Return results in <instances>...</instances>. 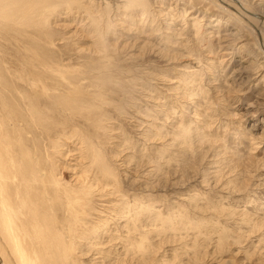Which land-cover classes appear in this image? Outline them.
Returning <instances> with one entry per match:
<instances>
[{"label":"rangeland","instance_id":"1","mask_svg":"<svg viewBox=\"0 0 264 264\" xmlns=\"http://www.w3.org/2000/svg\"><path fill=\"white\" fill-rule=\"evenodd\" d=\"M26 1L1 2L14 10ZM218 1L54 0L46 23L0 21V71L10 76L0 84L20 105H3L0 117L23 126L11 136L23 137L28 162L49 181L41 196L47 188L53 206L29 216L50 215L54 236L65 237L68 261L53 248L51 264H264V0H241L247 14ZM25 98L42 115L36 125ZM81 175L119 194L87 193L73 182ZM62 187L73 195L68 212Z\"/></svg>","mask_w":264,"mask_h":264},{"label":"bare ground","instance_id":"2","mask_svg":"<svg viewBox=\"0 0 264 264\" xmlns=\"http://www.w3.org/2000/svg\"><path fill=\"white\" fill-rule=\"evenodd\" d=\"M2 0H0V21H6L8 24H15V25H19V24H28V22L31 20V17L30 15H32V19L33 18H37L38 20H40L39 22H44L46 23V18H47V15H46V18L44 17V12L45 10L47 9L49 11V6H51L52 4V1L54 0H27V4H23L25 5V7H22L23 5L19 6L18 8L16 9H9L8 7L10 5L13 6V3L11 2V4L9 3V6H7L5 3L1 2ZM16 2H19V1H23V3L25 2V0H15ZM33 1V3H32ZM117 2H119V0H116ZM123 5H125L127 7V5L130 7V5H134V4H141V5H145V2L144 0H120ZM223 0H219L218 2H222ZM225 1H228V2H232L233 4L237 5V7L239 8V10L245 14H247V10L245 9V7H243V4L241 2V0H225ZM254 1H258V0H254ZM105 2V1H104ZM111 2V1H110ZM151 2V1H150ZM248 2V1H247ZM251 2V0H250ZM147 3V2H146ZM257 3V2H256ZM15 4V3H14ZM104 4V3H103ZM109 4V3H107ZM177 4V3H176ZM222 4V3H221ZM228 4V3H227ZM253 4V3H252ZM16 5V4H15ZM14 5V6H15ZM20 5V3L18 4ZM17 5V6H18ZM93 5V4H92ZM119 5V3L117 4V6ZM140 5V6H141ZM260 5V4H258ZM13 6V7H14ZM52 6L55 7V5L52 4ZM72 6H74L72 4ZM91 6V5H90ZM120 6V5H119ZM135 6V5H134ZM139 5H137L138 7ZM153 6V5H152ZM218 6V5H216ZM220 6V5H219ZM225 6V5H224ZM16 7V6H15ZM92 7V6H91ZM105 7V6H104ZM125 7V8H126ZM51 8V7H50ZM53 8V7H52ZM94 9V7H92ZM184 8V7H183ZM41 9V10H39ZM89 9V8H88ZM141 9V8H140ZM39 10V11H38ZM154 10V9H153ZM260 10V9H259ZM192 11V10H191ZM105 12V11H104ZM108 12V11H107ZM119 12V11H118ZM190 12V11H189ZM168 13V12H167ZM262 13V12H261ZM260 13V14H261ZM46 14V12H45ZM48 14V12H47ZM94 14V13H93ZM96 14V13H95ZM264 15V14H263ZM262 15V17H263ZM163 16V15H162ZM238 16H241L243 18V16L241 14H239V11H238ZM101 17V16H99ZM114 17V16H113ZM261 17V16H260ZM45 18V19H44ZM166 18V16H165ZM197 18V17H196ZM196 18H195V21H196ZM245 18V17H244ZM99 19V18H98ZM141 19V18H140ZM139 19V20H140ZM198 19V18H197ZM202 19V18H201ZM213 19V18H212ZM215 19V18H214ZM35 20V19H33ZM131 20V18H130ZM172 20V19H171ZM193 20V18H192ZM191 20V21H192ZM87 21V20H86ZM143 21V20H142ZM194 21V20H193ZM194 21V22H195ZM38 22V23H39ZM99 22V21H98ZM114 22V21H113ZM192 23V24H197V22L195 23ZM225 22V21H224ZM32 23V22H31ZM37 23V24H38ZM85 23V22H84ZM98 24V23H97ZM185 24V23H184ZM42 23L39 25V27H41ZM45 25V24H44ZM44 25L41 27L43 28ZM89 25V24H88ZM200 25V24H199ZM23 26V25H22ZM196 26V25H195ZM92 27V26H91ZM45 28V27H44ZM91 29V28H90ZM94 29V27H93ZM98 29V28H97ZM106 29V28H105ZM68 30V29H67ZM100 30V28H99ZM199 30V29H198ZM196 31V30H195ZM161 32V31H160ZM93 33V32H91ZM99 34V33H98ZM117 35V34H116ZM243 35V34H242ZM155 36V35H154ZM180 36V35H179ZM70 38V37H69ZM160 41V40H159ZM95 44V43H94ZM127 44V43H126ZM258 45V44H257ZM261 45V44H260ZM122 46V45H121ZM228 46V45H227ZM260 47V46H259ZM190 48V47H189ZM228 48V47H227ZM80 49V48H79ZM136 49V48H135ZM261 49V48H260ZM262 50V49H261ZM131 51V50H130ZM244 51V50H243ZM264 51V50H262ZM42 52V51H41ZM167 52V51H166ZM122 53V52H121ZM135 54V52H134ZM149 54V53H148ZM33 55H35L33 53ZM247 55V54H246ZM43 60L44 58L42 56H40ZM139 57V56H138ZM168 57V55L166 56ZM184 57V56H183ZM137 58V57H136ZM171 58V57H170ZM32 59V58H31ZM42 59L38 58L36 61H38L40 63V65L42 66H34V68L36 70H38L40 73L44 74L47 72V70L49 69V65H43L45 61H43ZM19 62V61H18ZM23 63V62H22ZM49 64V63H48ZM23 66V65H22ZM13 67V66H12ZM16 67V66H15ZM14 69V68H13ZM10 70V69H9ZM27 70V68H26ZM109 71V70H108ZM253 71V70H252ZM9 72V71H8ZM28 72V71H27ZM3 73V70L0 71V83L1 82H5L8 78H10L9 74H2ZM19 73V72H18ZM31 73V72H30ZM108 73V72H107ZM110 73V72H109ZM131 73V72H130ZM3 76H2V75ZM29 74V73H28ZM34 74V73H33ZM31 74V76L33 75ZM15 75V74H14ZM26 75V74H25ZM62 75V74H61ZM99 75V74H98ZM17 76V75H15ZM29 75V78L31 77ZM34 76V75H33ZM124 76V75H123ZM17 78V77H15ZM14 78V79H15ZM19 78V77H18ZM22 78L25 79V77L23 76ZM32 79V77L30 78V80ZM36 79V78H35ZM18 80V79H17ZM37 82V80H36ZM44 82V80H43ZM51 82V80H50ZM108 82H109V79H108ZM124 82V81H123ZM21 83V82H19ZM23 83V82H22ZM32 83H33V79H32ZM31 83V84H32ZM54 83V82H53ZM73 83V82H72ZM71 83V85H72ZM91 83V82H90ZM105 83V82H103ZM47 84V82H46ZM75 84V83H73ZM111 84V82H110ZM24 85V84H23ZM55 85V84H54ZM61 85V84H60ZM57 86V84H56ZM6 87V88H4ZM4 87H2V85L0 84V107L1 108H4L3 105H6L7 108L6 110H15L17 111V108H20V105L18 103H16V100L14 98V95L15 93H17L15 90H12L11 89V86L10 85H7L5 84ZM27 87V86H26ZM46 87V86H45ZM44 87V88H45ZM71 87V86H70ZM97 87V86H96ZM134 87V86H133ZM132 87V88H133ZM42 89L43 86L41 87ZM52 88V87H51ZM49 87V89H51ZM103 88V87H102ZM48 89V88H46ZM125 89V88H124ZM130 89V88H129ZM19 90V89H18ZM51 90H54V89H51ZM141 90V89H140ZM93 91V90H92ZM107 91V90H106ZM43 94H45V90L42 91ZM47 92V91H46ZM57 92V91H56ZM142 92V91H141ZM37 93V92H36ZM52 93V91H51ZM59 93V92H58ZM61 93V92H60ZM39 94V93H38ZM46 94H49V93H46ZM63 94V93H61ZM91 94V93H90ZM98 94V93H97ZM96 94V95H97ZM102 94V93H101ZM106 94V92H105ZM23 95V94H21ZM20 95V96H21ZM41 95V94H39ZM51 95H54V92L51 94ZM93 95V94H91ZM95 95V93H94ZM25 96V95H24ZM44 96V95H42ZM41 96V97H42ZM47 96V95H46ZM23 97V96H21ZM102 97V96H101ZM128 97V96H126ZM27 98V97H26ZM25 98V99H26ZM49 98V97H48ZM54 98V97H53ZM56 98V97H55ZM66 98V97H65ZM64 97H59L57 99V101L63 103L64 105L66 104V108H73V109H76V108H80L77 106V104H75L74 102H72L71 100L73 99H69L72 104L70 102H68ZM106 98V97H105ZM137 98V97H136ZM14 99V101H13ZM23 99V98H22ZM35 99V98H34ZM40 99V98H39ZM47 99V98H46ZM76 97L74 98V101H75ZM78 99V98H77ZM76 99V101H77ZM138 99V98H137ZM28 100L27 103H28V106H29V112L31 113V116L33 117L32 120L34 121V124L37 122H41V118L40 116L41 113L40 111L38 110V108L36 107V104L34 103V101H31V99H26ZM48 100V99H47ZM123 101V100H122ZM26 102V101H25ZM51 102V101H50ZM54 102V101H53ZM83 102L86 103L85 100H83ZM82 102V103H83ZM115 102V101H114ZM117 102V101H116ZM24 103V102H23ZM95 103V102H94ZM118 103V102H117ZM122 104V103H121ZM60 105V104H59ZM80 105H81V102H80ZM90 105V104H89ZM96 105V104H95ZM111 105V104H110ZM57 106V105H56ZM88 106V105H87ZM22 107V106H21ZM93 107V106H92ZM99 107V106H98ZM109 107V106H108ZM112 107V106H111ZM117 107V106H115ZM120 108V105L118 106ZM28 108V107H27ZM87 108V107H86ZM94 108V107H93ZM92 108V109H93ZM101 108V107H100ZM59 109H60V106H59ZM63 110V108H61ZM70 109V108H69ZM96 109V108H94ZM108 109V108H106ZM115 109V108H114ZM118 109V108H117ZM91 110V109H89ZM116 110V109H115ZM4 111V110H3ZM6 111V112H7ZM47 111V110H46ZM72 111V110H71ZM82 111V110H80ZM92 111V110H91ZM102 111H103V108H102ZM160 111V110H159ZM13 111H11L12 113ZM22 112V111H21ZM84 112V111H83ZM88 112V111H87ZM86 110H85V113H87ZM90 112V111H89ZM88 112V113H89ZM69 113V112H68ZM80 113V112H79ZM14 114V112H13ZM12 114V116H13ZM83 114V113H81ZM108 114V113H107ZM2 115V114H1ZM75 115V114H74ZM196 115V114H195ZM238 115V114H237ZM17 116V115H16ZM71 116V115H70ZM82 116V115H80ZM14 117V116H13ZM78 117H79V114H78ZM7 118V117H6ZM17 118V117H16ZM19 118V117H18ZM22 118V117H20ZM40 118V119H39ZM46 118V117H45ZM164 118V117H163ZM15 119V118H14ZM27 119V117H26ZM80 120H82L81 118H79ZM104 119V118H103ZM19 120V119H18ZM21 120V119H20ZM44 120V119H43ZM45 120H48V119H45ZM44 120V121H45ZM75 120V119H74ZM79 120V121H80ZM6 121V120H4ZM10 115L8 117V120L7 122H3L1 121V117H0V246H1V249H2V258L3 260H1L2 258L0 257V264H9V262L11 264H46L45 262V259H48L49 263L48 264H51V262H55V259H54V254H56V252L54 251L53 252V248L54 250L58 249L59 252H61L60 254H58V257L57 258H61L63 260H67L68 261V256H67V252L65 251L66 247H65V237L61 235V233H59V236H57L55 234L54 236V227H53V223H50L49 222V216L44 218L35 214L33 216H29L32 215L34 212H35V209L38 208V207H42V206H45V213L47 212V210H50L49 207H50V204L52 205L51 203V199L49 200L48 199V196L46 193H50V191H48V189H44V192H45V196H41L43 195L42 191H41V188L42 186L43 187H46V185L49 184V181L48 180H41V175L40 173L41 172H38L37 170V163L34 165V163H29L28 162V155L26 153V150L25 148L23 147L24 145V142L21 140L23 139V137L21 136L18 140L15 139L14 137L11 136L12 133H17L15 136L19 135L22 131H23V126H17V129L15 128V130H13V128L16 126L17 123L15 124H11L10 123ZM22 121V120H21ZM52 121V120H51ZM49 121V122H51ZM106 121V120H105ZM12 122V121H11ZM14 122V121H13ZM75 122V121H74ZM88 122H89V119H88ZM103 122V121H102ZM85 123V122H84ZM97 123H100L97 122ZM9 124L11 125V128L13 131L9 130ZM28 124V123H27ZM26 123L24 124L25 126L27 125ZM35 124V125H36ZM42 124V123H41ZM95 124V123H94ZM101 124V123H100ZM118 124V123H117ZM19 125V124H18ZM52 125V124H51ZM93 125V123H92ZM99 125V124H98ZM154 125V124H153ZM42 126V125H41ZM48 129V128H47ZM96 130V129H95ZM181 130V129H180ZM74 131V130H73ZM76 131V130H75ZM100 132V131H99ZM189 132V131H188ZM51 133V132H50ZM75 133V132H74ZM78 133V132H77ZM154 133V132H153ZM156 133V132H155ZM105 134V133H104ZM144 134V133H143ZM151 134V133H150ZM178 134V133H177ZM28 135V133H27ZM61 135V134H60ZM74 135V134H73ZM148 135V134H147ZM155 135V134H154ZM182 135V134H180ZM34 136V135H33ZM63 136V135H62ZM72 136V135H71ZM112 136V135H111ZM150 136V135H149ZM49 137V136H48ZM67 138V136H65ZM76 137V136H75ZM50 138V137H49ZM79 138V137H78ZM144 138V137H143ZM147 139V137H145ZM145 139V140H146ZM165 139V138H163ZM181 139V138H180ZM82 140V139H81ZM85 140V139H84ZM82 140V141H84ZM110 140V139H109ZM36 141V140H35ZM52 141V140H51ZM167 141V140H166ZM88 142V141H87ZM148 142V141H146ZM150 142V141H149ZM54 143V142H53ZM81 142H79V145H80ZM155 143V142H154ZM170 143V142H169ZM52 144V143H51ZM85 144L84 142L81 143V146H83V148H85L84 146L88 145H83ZM78 145V146H79ZM154 145V144H153ZM169 145V144H168ZM81 146H79L81 148ZM98 146V145H97ZM173 147V146H172ZM176 147V146H175ZM88 148V147H86ZM85 148V150H86ZM84 150V149H83ZM81 150V151H83ZM151 150V149H150ZM153 150V149H152ZM169 151V150H168ZM79 152V151H78ZM90 154V158L89 160H94L92 158V152H94L93 149H90L89 151ZM86 154V156L84 157L86 159V157L88 156V154L86 152H84ZM83 153V154H84ZM128 153V152H127ZM70 154V153H69ZM80 154V152H79ZM82 154V152H81ZM82 154V155H83ZM98 154V153H97ZM100 154V152H99ZM118 155V154H117ZM168 155V154H167ZM80 156V155H79ZM158 156V155H156ZM70 157V156H69ZM75 157V156H74ZM81 157V156H80ZM79 157V158H80ZM101 156H99L100 158ZM134 157V156H133ZM49 158V157H48ZM78 158V159H79ZM120 158V157H119ZM66 159V162L68 161V157L64 158ZM70 159V158H69ZM77 159V158H76ZM77 159V160H78ZM82 159V158H81ZM84 159V160H85ZM114 159V158H113ZM180 159V158H179ZM73 160V159H72ZM83 161V164L84 162L87 163L86 161ZM46 161V159H45ZM44 161V163H45ZM81 160H79V162H82ZM101 161V160H100ZM117 161V160H116ZM26 162H28V164L26 165ZM70 162V160H69ZM43 163V164H44ZM73 163V162H72ZM89 163V162H88ZM96 163V161H95ZM128 163V162H127ZM130 163V162H129ZM68 164V163H67ZM82 164V163H81ZM82 164V165H83ZM92 164V162H91ZM94 164V163H93ZM92 164V165H93ZM101 164V163H100ZM76 165V163L74 164ZM81 165V166H82ZM87 165V164H86ZM53 167H56L54 166V164H52ZM51 166V167H52ZM69 166V165H68ZM72 166V165H70ZM80 166V165H79ZM80 166V167H81ZM84 166V165H83ZM100 166V165H99ZM104 166V165H103ZM124 166H128V165H124ZM65 166H63L64 168ZM78 167V166H77ZM86 167L88 166H85L84 169H86ZM61 168V167H60ZM89 168V167H88ZM91 168V167H90ZM103 168V167H102ZM108 168V167H107ZM141 168V167H140ZM72 169V168H71ZM83 169V170H84ZM61 170V169H60ZM59 170V171H60ZM69 170V169H68ZM67 170V171H68ZM77 170V169H76ZM81 170V169H80ZM89 171L87 173H90V169H86V171ZM65 171V170H64ZM73 171V170H71ZM70 171V172H71ZM85 171V170H84ZM83 171V172H84ZM102 172L106 171V169H101ZM68 171V173H70ZM101 172V174H102ZM107 172V171H106ZM54 172H52L51 174H53ZM56 173V172H55ZM73 173V172H72ZM86 173V174H87ZM105 173V172H104ZM60 174V173H59ZM63 174V173H62ZM71 174V173H70ZM85 174V172H84ZM117 175V174H116ZM181 175V174H180ZM54 176V175H52ZM60 176V175H58ZM103 176V174H102ZM107 176V175H106ZM51 177V176H49ZM73 177V176H72ZM97 177V176H95ZM104 177V176H103ZM114 177V176H113ZM55 178V177H54ZM62 178V177H61ZM87 178L88 176H85V175H81V176H77L74 178L73 182L74 184L79 187V188H83V187H86V190H87V193H90V192H98L100 196L103 197V199L105 198V196H113L115 194L116 191L114 192H110V191H107L105 190L106 187H104L103 185L102 186H96L91 182L87 181ZM100 179V178H99ZM98 179V180H99ZM108 179V178H107ZM51 181H53V179L51 178ZM59 181V180H57ZM184 182V181H183ZM55 183H56V179H55ZM59 183V182H58ZM53 184V183H52ZM51 184V185H52ZM62 185V184H61ZM61 185L58 184V186L60 187ZM49 186V185H48ZM53 186V185H52ZM51 186V188H52ZM64 186V185H62ZM115 186V184H114ZM183 186V185H182ZM54 187V186H53ZM112 187V186H111ZM165 187V186H164ZM216 187V186H215ZM238 188V187H237ZM58 189V188H57ZM56 189V191H57ZM154 189V188H153ZM60 190H64V194H61L62 197H60V201H61V205L62 207H64L66 209V211L68 212L71 204L73 203V200H72V191L71 189L66 188V187H62L60 188ZM74 190V189H73ZM78 190V189H77ZM54 191V190H53ZM71 191V192H70ZM164 191V190H163ZM62 192V191H61ZM79 192V191H78ZM63 193V192H62ZM51 194V193H50ZM81 194V193H80ZM96 194V193H95ZM116 194H119L118 191L116 192ZM77 195V194H76ZM90 196V195H89ZM121 196V194H120ZM79 197V196H78ZM86 197V196H85ZM118 197V196H117ZM116 197V198H117ZM88 198V197H87ZM86 198V200H87ZM91 198V196H90ZM109 198H112V197H109ZM114 198V197H113ZM75 199H77L75 197ZM80 199V197H79ZM96 199V198H94ZM108 200V199H106ZM102 201V199H101ZM78 202H81L82 201H78ZM77 202V204H78ZM91 202V201H90ZM112 201H110L111 203ZM87 203H88V200H87ZM92 203V202H91ZM90 203V204H91ZM54 204V203H53ZM103 204V203H101ZM113 204V203H112ZM75 205V204H73ZM108 205V204H107ZM53 206V205H52ZM81 205L79 204V207ZM87 206V205H84V207ZM40 207V208H41ZM89 207V206H87ZM86 207V208H87ZM93 207V206H92ZM110 207V206H109ZM115 207V206H114ZM120 208V207H119ZM37 210V209H36ZM91 210V209H90ZM111 210V209H110ZM54 211V209H53ZM52 211V212H53ZM93 211V210H92ZM105 211V210H104ZM37 212V211H36ZM35 212V213H36ZM41 212V211H40ZM44 212V211H43ZM70 212V211H69ZM51 213V212H50ZM72 213V212H71ZM82 213V212H80ZM84 213V211H83ZM99 213V212H98ZM52 214V213H51ZM37 215V216H36ZM43 215V214H42ZM41 215V216H42ZM46 215V216H47ZM53 215V214H52ZM85 215V214H84ZM51 217V216H50ZM66 217H69V216H66ZM113 217V216H112ZM48 218V219H47ZM71 218V217H70ZM90 218V217H89ZM46 219V220H45ZM68 219V218H67ZM91 219V218H90ZM95 219V218H94ZM102 219V218H101ZM51 220V219H50ZM124 220V219H123ZM72 221V219H71ZM106 221V220H105ZM120 221V220H119ZM52 222V221H51ZM68 222V220H67ZM70 222V220H69ZM139 222V221H138ZM55 224V223H54ZM83 224V223H82ZM63 225V224H62ZM70 227L73 231L75 230L74 229V224L72 223H69ZM84 225V224H83ZM104 225V224H103ZM55 226V225H54ZM57 226V225H56ZM80 226V225H79ZM128 226V225H127ZM48 228V230H47ZM145 228V227H144ZM139 229V228H138ZM77 230V228H76ZM98 230V229H97ZM143 230V229H142ZM87 231V230H86ZM94 231V230H93ZM137 231V229H136ZM140 231V230H139ZM92 232V231H91ZM96 233V231H95ZM93 233V234H95ZM89 235V234H88ZM85 237V236H84ZM87 237V236H86ZM56 238V239H55ZM82 238V236H81ZM58 239V240H57ZM72 239V237H71ZM80 239V238H79ZM89 239V238H88ZM104 239V238H103ZM99 240V238H98ZM60 241H62V245L60 243ZM94 241V240H93ZM97 241V240H96ZM121 241V240H120ZM101 242V241H100ZM58 243H59V248H58ZM86 243V242H85ZM95 243V242H94ZM89 244V243H88ZM70 247V246H69ZM81 247V246H80ZM68 249V248H67ZM78 249V248H77ZM64 250V251H63ZM69 251V249H68ZM76 252V251H75ZM74 253V251H73ZM80 252H78L79 254ZM118 253V252H117ZM72 255V254H71ZM110 255V254H109ZM57 256V255H56ZM102 256V255H101ZM71 258V257H70ZM101 259V257H100ZM114 259V258H113ZM123 259V258H122ZM92 260V259H90ZM47 261V260H46ZM47 261V262H48ZM118 261V260H117ZM131 261V260H130ZM62 261L60 260V263ZM65 262V261H64ZM63 262V263H64ZM56 264V263H55ZM59 264V263H58ZM62 264V263H61Z\"/></svg>","mask_w":264,"mask_h":264}]
</instances>
